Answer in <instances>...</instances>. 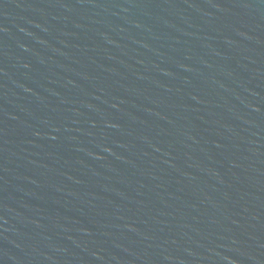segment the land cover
Instances as JSON below:
<instances>
[{
	"label": "water",
	"instance_id": "1",
	"mask_svg": "<svg viewBox=\"0 0 264 264\" xmlns=\"http://www.w3.org/2000/svg\"><path fill=\"white\" fill-rule=\"evenodd\" d=\"M0 264H264V0H0Z\"/></svg>",
	"mask_w": 264,
	"mask_h": 264
}]
</instances>
